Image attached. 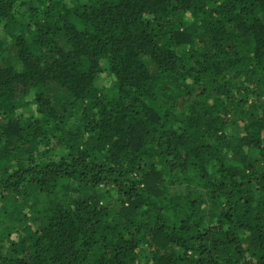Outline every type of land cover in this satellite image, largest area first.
Instances as JSON below:
<instances>
[{"label":"trees","instance_id":"trees-1","mask_svg":"<svg viewBox=\"0 0 264 264\" xmlns=\"http://www.w3.org/2000/svg\"><path fill=\"white\" fill-rule=\"evenodd\" d=\"M0 264H264V0H0Z\"/></svg>","mask_w":264,"mask_h":264},{"label":"rangeland","instance_id":"rangeland-1","mask_svg":"<svg viewBox=\"0 0 264 264\" xmlns=\"http://www.w3.org/2000/svg\"><path fill=\"white\" fill-rule=\"evenodd\" d=\"M6 55V54H5ZM5 61H9V59H4ZM104 75L102 76V79H101V81H103L102 82V84L104 85V86H106L107 84H108V82L104 79ZM30 157H31V154H30ZM34 158H38V157H34ZM29 219H33V216H29Z\"/></svg>","mask_w":264,"mask_h":264}]
</instances>
